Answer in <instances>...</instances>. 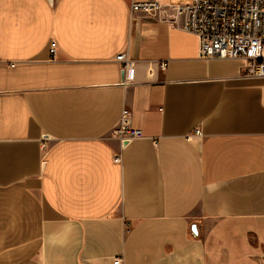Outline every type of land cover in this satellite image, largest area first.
<instances>
[{"label": "crops", "instance_id": "crops-1", "mask_svg": "<svg viewBox=\"0 0 264 264\" xmlns=\"http://www.w3.org/2000/svg\"><path fill=\"white\" fill-rule=\"evenodd\" d=\"M131 2L0 0V264H264V78Z\"/></svg>", "mask_w": 264, "mask_h": 264}, {"label": "built area", "instance_id": "built-area-1", "mask_svg": "<svg viewBox=\"0 0 264 264\" xmlns=\"http://www.w3.org/2000/svg\"><path fill=\"white\" fill-rule=\"evenodd\" d=\"M131 12L160 18L178 26L198 39V57L202 60L240 59L246 75L264 78V0H132ZM56 55V43L50 44ZM125 73L124 86L134 83V63L126 53L116 56ZM161 67L164 69L165 64ZM195 135H201L195 130ZM112 137L123 146L143 138L131 125V111L125 108ZM120 162V157H115ZM112 264H124L115 257Z\"/></svg>", "mask_w": 264, "mask_h": 264}, {"label": "water", "instance_id": "water-1", "mask_svg": "<svg viewBox=\"0 0 264 264\" xmlns=\"http://www.w3.org/2000/svg\"><path fill=\"white\" fill-rule=\"evenodd\" d=\"M50 2H52L53 0H49Z\"/></svg>", "mask_w": 264, "mask_h": 264}]
</instances>
